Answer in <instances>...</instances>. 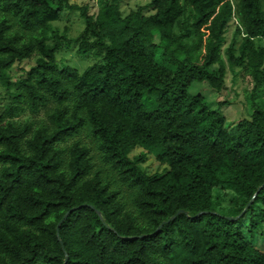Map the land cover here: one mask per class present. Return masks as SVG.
I'll use <instances>...</instances> for the list:
<instances>
[{
  "label": "trees",
  "instance_id": "16d2710c",
  "mask_svg": "<svg viewBox=\"0 0 264 264\" xmlns=\"http://www.w3.org/2000/svg\"><path fill=\"white\" fill-rule=\"evenodd\" d=\"M101 1L0 0V264H264V97L245 115L190 92L223 89L234 20L226 59L264 95V0ZM63 42L96 60L60 66Z\"/></svg>",
  "mask_w": 264,
  "mask_h": 264
},
{
  "label": "rangeland",
  "instance_id": "374dc122",
  "mask_svg": "<svg viewBox=\"0 0 264 264\" xmlns=\"http://www.w3.org/2000/svg\"><path fill=\"white\" fill-rule=\"evenodd\" d=\"M149 1L150 0H121L119 6L123 15H126L132 10L135 11L138 9H140L145 14H150L152 13V9L149 5ZM68 2L69 4L76 5L78 7L85 6L88 13L90 14L96 13L98 8L102 4L101 0H68ZM52 25L58 28L59 32L62 35L64 34V36L68 39L79 36L84 27L82 18L80 16V10L76 8L64 9L60 19L53 22ZM235 28L236 23L234 22V20H230L224 35L225 42L223 44L221 53V57L226 68L223 89L220 92H216L213 91L207 83L193 82L190 88V92L203 95L211 103L212 107L216 106L218 100H232L234 101V103L238 104L241 108V111L245 115H247L252 112L255 105L262 104L264 95L259 91L256 92V96H252V83L247 73L244 72L242 67L232 66L228 64L224 50L238 38L235 33ZM177 29L178 28H175V30ZM155 41H158V36H155ZM77 48V44L74 42H71L69 44L63 42L56 54L59 65L75 67L81 72L96 60L92 53L79 55ZM32 63V61H22L19 63H15L11 68L12 78L15 79L22 77L25 73L24 70H26ZM238 113L239 112L236 111V115L233 118L238 117ZM26 116L27 114L23 113L19 118L24 119ZM142 152H145L143 148L136 147L135 149L130 151L129 156L133 158ZM153 164L154 158L150 154H146L144 162H142L140 165L142 166V168H145L153 166ZM153 172H156L158 174L163 173L164 166L155 168Z\"/></svg>",
  "mask_w": 264,
  "mask_h": 264
},
{
  "label": "water",
  "instance_id": "95a60500",
  "mask_svg": "<svg viewBox=\"0 0 264 264\" xmlns=\"http://www.w3.org/2000/svg\"><path fill=\"white\" fill-rule=\"evenodd\" d=\"M264 185V183L261 185V186H259L258 188H257V191H256V193L262 188V186ZM255 193V194H256ZM255 194L253 195V197L255 196ZM252 197V198H253ZM249 204V203H248ZM72 210V209H71ZM71 210H69V212L71 211ZM65 217H66V214L63 216V218L61 219V221H63L64 219H65ZM60 221V222H61ZM58 227H59V224L57 225V227H56V230L58 231ZM67 259V257L65 256V260Z\"/></svg>",
  "mask_w": 264,
  "mask_h": 264
}]
</instances>
